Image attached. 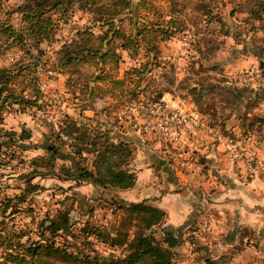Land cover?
Segmentation results:
<instances>
[{"label": "trees", "instance_id": "obj_1", "mask_svg": "<svg viewBox=\"0 0 264 264\" xmlns=\"http://www.w3.org/2000/svg\"><path fill=\"white\" fill-rule=\"evenodd\" d=\"M2 1L5 0H0V4ZM135 1L137 3L132 5L130 0H22L12 11L20 14L24 24L18 29L7 23L0 25V42L4 44H0V50L19 46L37 59L43 54L40 44L49 41L60 25L68 21L74 6L88 12L97 27L94 24L84 27L76 32L75 38L60 43L56 70L69 76L79 75L82 64H91L97 73L91 74L83 85L81 83L80 92L82 90L85 95V101L95 94H109L113 100V108L115 102L128 101L142 93L140 85L146 79V74L152 71V64L159 66L161 62V51L157 43L171 38L184 27L177 17L184 15L174 13L175 0H166L169 4L166 11L156 7L155 0ZM194 7L202 12L201 18L203 16L216 21L220 36H227L228 25L216 13L217 16L212 15L209 0H200ZM229 14H242L239 19L243 25L242 31L248 35L251 43L257 39L264 42V35L254 37L258 31L264 34V0L231 2ZM147 16L151 19H147ZM123 24L127 27L124 28ZM92 27L97 30L94 31ZM247 48L258 58L264 54V46L251 45ZM32 50L36 53L33 54ZM123 51L137 63L119 74ZM35 64L17 60L8 66L0 65V125L4 124L8 103L17 105L15 109L20 111L33 106L40 107V101H43L45 95L41 92L33 71ZM131 82L138 86L137 89L130 90L128 85ZM18 84L20 86L17 90ZM198 84L201 88L198 85L194 89L190 85L188 92L199 106L198 110L206 112L200 107L199 100L204 84ZM164 91L166 90L156 92V97L160 98ZM75 92L80 94L76 90ZM233 92L245 104L249 103L248 107L257 106L264 99V91L260 90L248 95H245V90L235 89ZM59 121L60 130L71 140L57 142L54 140L57 135L51 132L52 138L43 142L44 153L20 160L27 165L21 174L24 186L17 194L0 196L1 215L7 211H18L20 203H29L27 200L30 196L43 189L44 186L39 182L32 181L37 176L73 182L69 187L91 183L102 188L123 189L135 183L136 174L128 167L133 156L130 141L114 140L110 126L99 128L93 123L80 121L69 113H65L64 118ZM245 125L250 130L254 127L262 130L258 139L264 140V112L253 113L248 123L241 124L242 127ZM30 137L31 131L25 126H21L19 130L0 127V168L6 164L5 154L9 152L11 159L17 157L11 148L24 149L23 143ZM108 199L123 211L118 224L121 229H117L116 234L112 235L104 227L92 224L88 219L82 226L73 227L70 215L73 203L61 202L62 205L55 208L54 212L45 214L36 222L34 235L0 228V264H175L172 247L178 244V239L173 232L161 228L163 242L167 245L163 246L152 234L144 231L154 225H161L164 211L146 199ZM132 226L136 229L132 230L133 236L129 238ZM75 236L80 238L76 239ZM192 236L191 242L196 244L194 234ZM73 238L74 241L71 240ZM94 241L109 246H116L117 243L124 245L125 252L122 255L110 251L100 252ZM194 250L202 253L206 246L198 245ZM206 264H225V261L222 256L216 259L209 257Z\"/></svg>", "mask_w": 264, "mask_h": 264}, {"label": "rangeland", "instance_id": "obj_2", "mask_svg": "<svg viewBox=\"0 0 264 264\" xmlns=\"http://www.w3.org/2000/svg\"><path fill=\"white\" fill-rule=\"evenodd\" d=\"M21 1L22 0H5L1 2L0 25L7 23L15 29L22 28L24 22L21 20L20 14L12 11ZM130 1L132 5L137 3L135 0ZM175 1V10L173 8H171V10H174L176 14L184 15L183 17L177 15L184 24L183 29L176 32L171 38L157 43L161 51V62L159 66L152 64V71L146 74V79L140 85L142 93L137 97H131L133 99L128 101L114 103L113 109L118 110L119 116L117 114L112 115L111 121L106 122L105 119H99V116L95 117L94 115H89V113L84 112L82 109L84 104L85 106L89 104V99L85 101V95L82 90L80 92V89H82L84 81L96 71L94 66L87 63L82 64L79 75L75 74L69 76L62 74V78V75L56 73L48 80L49 83L51 81V85L44 89L39 86L41 92L45 95L42 99L43 101H40L39 108L33 106L20 111L15 109L17 105L13 103L7 104L8 106L6 108L8 112H6L4 116V124L0 125V127L7 130L12 128H17L16 130H19L21 126L27 123L25 120L26 118L30 121L29 124L33 126V137L30 140L24 141V149L11 146V149L14 150L17 157L11 159L9 157L11 156L9 152L5 154L6 164L0 168V196L17 194L20 192V188L24 186L21 174L25 171L27 165L20 160H27L30 156L45 152L43 148V139L52 138L51 123L46 119V114L55 115L56 119L59 121L64 118L65 113H69L78 120L93 123L92 125L99 128L111 124V126H113L112 130L117 132L123 130L122 128H131L136 131V126L134 127L136 120L134 118L133 107L145 105L146 103L160 99L163 96L160 98L156 97V92L159 90L168 91L166 97L178 96L186 99L189 96L188 86L191 85L197 88L198 86L196 87V83H202L204 84V89L201 94L202 96H199V100H201L200 107L206 110L205 113L212 121L222 125V127L220 128L219 126V128L223 130L222 132L225 135L235 137L237 134H244L250 130L246 128V125L243 126V130L241 128L239 131H235L232 127L235 124L241 125L243 123H248L249 117H251L253 113H259L260 109H264V101H260L262 102L261 105H259V102L257 106L248 107L247 105L249 103L245 104L244 100L238 99L237 96L234 95L235 93L233 90H245V95L252 94L254 90L246 85L238 83L234 78V74L241 69L247 68L252 69L254 72H261L264 76V54L261 58L256 56L253 57L252 54L246 50L248 49L247 47L251 45L264 46V42H260V40L257 39L255 42L251 43L248 35H245L242 31L243 25L239 21L242 15H228L231 2L235 3L237 0H209V5L212 7V15L217 14L219 18L221 17L224 23L228 25L227 28L229 29L230 36L227 37L220 36L218 32L220 28L216 21L207 19L203 16L201 18L200 15L202 12L194 7L200 0ZM155 5L156 7L159 6L163 11L169 9V4L166 0H155ZM147 19H151V17L147 16ZM91 24L97 27V24L92 21L88 12L82 11L74 6L72 8V15L68 21L60 25L55 35L49 41L40 44L43 49V54L38 56L37 59L34 55L27 53L23 48L21 49L19 46H13L6 50H0V65L8 66L10 63L17 60H24V62H28L29 64L32 62L37 64V62L41 61L51 64L53 68H56L57 50L60 43L62 41L69 42L71 39L75 38L77 31L82 30L84 27H90ZM123 26L124 28L127 27L125 24H123ZM95 27H92L94 31L97 30ZM262 35L264 34L258 31L254 37L260 38ZM0 44L4 46L3 42H0ZM32 53L35 54V50H32ZM248 55L253 58V62L247 61ZM136 63V60L122 54V61L118 70L119 74H121L124 69ZM36 64L33 67L35 76H37ZM134 84V82H131V84L128 85L130 90L133 88L137 89L138 86H134ZM198 85L200 86V84ZM19 86L18 84V87H16L17 90ZM199 88H201V86ZM48 89H52L57 95L49 94L46 92ZM75 90L80 92V94L76 93ZM258 90H260V92L264 91V81ZM164 93L165 92H163V94ZM248 101L250 103L252 102L251 99H248ZM255 107L258 108L254 110ZM248 111L250 113H248ZM252 130H254L256 135L259 134L255 128H252ZM138 134L142 137L141 140H144L146 143L157 141V138L155 139L147 134ZM260 142L261 140H256L258 147H260ZM11 149H9V151L12 152ZM195 152L199 153L200 150H195ZM161 154L172 164L171 158H168L164 153ZM254 164H259L258 160H256ZM193 166V170L190 172L188 171L190 173L189 179H187V181L182 180V182H190L192 184L193 181L197 188V186H201L200 182L203 179V174L208 173L207 169L209 166H204V164H198L197 162H195L192 167ZM32 181L39 182L44 186L43 189L33 193L27 200L29 203H20L21 208H19L18 211L14 213H9L7 211L2 215L0 214V228L17 233L18 231L27 232L34 235L33 230H35L36 222L45 214L54 212L55 208H58L62 205L61 202H64L66 204L73 203V209L70 213L71 220L74 223L73 227L78 228L82 226L83 222L88 219L90 223L104 227V229L108 230L112 235L116 234L117 229H121L118 224L123 211L116 208L108 199L110 197L119 198V195L112 191L111 188L97 187L88 183L69 187L73 182L52 177L40 178L37 176ZM205 192L206 191H203L201 195V197H204L202 204H207L209 201ZM205 213L207 212L205 208H203L194 223L191 224L190 230L193 226L194 228L197 226L200 218L206 215ZM208 216L211 223V216ZM161 228L160 225H154L144 231L152 234L163 246H167L166 243L163 242ZM134 229H136L135 226H132L128 236L129 238L133 236L132 230ZM253 232L254 231H252L249 236L251 239L250 243L257 248L261 241L260 239L264 238V229L261 232ZM75 237L76 239L80 238L78 236ZM190 239L192 240V238ZM71 240L74 241L75 238ZM94 244L97 246L98 250L103 253L110 251L113 254L122 255L125 252L123 249L125 246L119 245L118 243L116 246H109L108 244L102 245L98 241H94ZM197 244L198 241L194 247L198 246ZM80 246H82V244ZM234 248H236V246H234ZM172 250V257L175 264H206L204 259L205 256L212 258L210 251L205 250L202 253H198L195 257L196 263H193L195 262L194 260H183V253L179 247L177 248L174 246ZM225 254L226 253L221 254V256L225 257L223 258L225 264H234L235 262H230V258H227L228 253ZM256 254V259L264 258L263 254ZM186 257L189 258V255ZM236 264H238V262Z\"/></svg>", "mask_w": 264, "mask_h": 264}, {"label": "crops", "instance_id": "obj_3", "mask_svg": "<svg viewBox=\"0 0 264 264\" xmlns=\"http://www.w3.org/2000/svg\"><path fill=\"white\" fill-rule=\"evenodd\" d=\"M227 36H230L229 32ZM122 54L127 55L126 51H123ZM251 54L253 57L256 56L253 53ZM247 61L253 62V58L248 55ZM56 73L59 75L65 74L57 70ZM97 83L103 84V82ZM49 85H51V81ZM164 92L162 96L169 103L198 109L191 94L185 99L178 96L166 97L168 91ZM93 96H97L98 99L90 102ZM93 96L89 98V104L82 108L83 111L95 117L99 116V119H105L106 122L111 121L112 110L114 109L112 108L113 100L110 95L95 94ZM261 104L262 102L259 103V105ZM256 108L258 107H255L254 110ZM259 111L264 112V109ZM248 113L250 112L248 111ZM25 120L27 123L24 126L30 129V139H32L33 126L29 124L28 119L25 118ZM216 124L220 128L222 127L221 124ZM108 125L113 128L111 124ZM103 127L101 126V128ZM241 128L244 129L238 124L232 127L235 131H239ZM254 128L258 132L262 131L257 130L256 127ZM122 129L118 132L111 130L112 138L114 140L123 139L132 143L133 156L128 163V167L135 172L136 179L131 187L111 189L119 195V198L126 201L146 199L164 211L160 226L171 230L176 236L178 244L175 247H179L182 251L183 260L195 261V257L199 253L194 250L195 243L191 242L190 238H193L191 234L194 226L191 230L190 226H192L191 224L194 223L201 210L205 208L211 216V230L207 237L198 242L197 245H205L212 258H217L222 253H228L227 258H230V262H235L234 264L237 262L238 264H264V258H255L257 255L255 246L250 243L251 239L249 238L252 231L256 233L264 229V140H261L262 143L260 142V147L257 149L260 159L259 164L255 165V172L252 175H247L243 161L232 160L222 149L221 144L213 141L209 134L197 130L198 140H193L196 145L195 150H200V164L208 165L209 168L207 169L208 173L203 174V179L200 182L201 186L196 188L193 181L192 184L182 182V180L187 181L189 179V172L193 170L192 168L183 169L181 172L176 171L173 165L161 154L162 151L158 143H146L141 140L142 137L137 131L131 128ZM258 136L259 134L256 140H260ZM43 140L50 139L45 138ZM202 157H204V161H201ZM160 160H163V163H160ZM203 191H206L207 198H209L207 204H202L204 200V197H201ZM188 255L189 258L186 257ZM208 258L209 256H206L205 261ZM193 263H196V261Z\"/></svg>", "mask_w": 264, "mask_h": 264}, {"label": "built area", "instance_id": "obj_4", "mask_svg": "<svg viewBox=\"0 0 264 264\" xmlns=\"http://www.w3.org/2000/svg\"><path fill=\"white\" fill-rule=\"evenodd\" d=\"M36 72L39 86L44 89L48 87V80L56 74V69L51 64L37 62ZM238 83L246 85L254 91L258 90L264 81L261 72H254L252 69H241L234 74ZM51 95L55 94L52 89H48ZM98 99L93 96L90 102ZM93 105V104H92ZM138 133L147 134L157 138V143L162 153L172 159V165L176 171H183L186 168H194L192 165L200 164L201 153H195L193 140H198L196 131L201 130L222 145V149L234 161H243L247 175L255 172L254 162L260 161L258 156L257 135L254 130H248L244 134H237L235 137L225 135L219 126L211 118L198 109L183 106L181 104H171L164 97L132 108ZM118 114V110H112V115ZM46 119L51 123L53 134L57 135L54 140L69 141L71 138L60 130V121L53 114H46ZM253 131V132H252ZM199 150V149H196ZM203 215L193 234L198 242L203 241L211 230V223L208 212ZM255 248L256 253L264 254V238Z\"/></svg>", "mask_w": 264, "mask_h": 264}, {"label": "water", "instance_id": "obj_5", "mask_svg": "<svg viewBox=\"0 0 264 264\" xmlns=\"http://www.w3.org/2000/svg\"><path fill=\"white\" fill-rule=\"evenodd\" d=\"M201 161H204V157L201 158ZM159 162L163 163V160H160Z\"/></svg>", "mask_w": 264, "mask_h": 264}]
</instances>
